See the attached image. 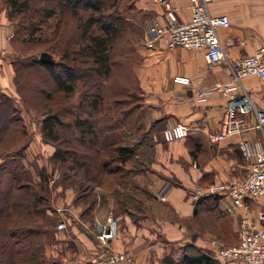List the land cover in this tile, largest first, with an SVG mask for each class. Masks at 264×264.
<instances>
[{"label":"trees","instance_id":"obj_1","mask_svg":"<svg viewBox=\"0 0 264 264\" xmlns=\"http://www.w3.org/2000/svg\"><path fill=\"white\" fill-rule=\"evenodd\" d=\"M0 6L12 24L8 40L15 93L24 104L19 78L26 69L44 72L51 83L50 90L41 86L33 73L31 93L34 106L43 110L40 132L53 146L50 159L65 162L58 166L61 175L56 183L72 189V205L82 201L78 216L92 223L95 206L89 196L94 185L99 202L111 199L113 218L126 214L136 221L151 216L147 204L151 192L146 183L134 180L135 174L149 169L152 159L150 130L143 128L141 91L133 71L139 54L129 44L113 47L121 37L122 24L136 15L131 0H0ZM49 18H54L52 34L42 37ZM16 42L38 46L37 53L45 51L52 59L22 53ZM76 82L82 91L71 104L68 97ZM51 90L57 91L64 106L52 108L40 102L41 95L51 98ZM0 104V174L12 178L7 186H0V264H45L42 244L55 239L42 222L53 229L59 217L49 202L42 167L34 180L21 162L26 134L19 117L12 116L10 96L0 92ZM59 126L69 131L66 140L59 136ZM216 197L208 193L195 198L188 226L191 232L206 230L225 243L233 242L223 240L230 236L225 229L229 219L216 208ZM7 248L10 258L2 256ZM218 260L202 246L181 244L179 254L171 245L164 248L157 264H220ZM49 264L73 263L52 256Z\"/></svg>","mask_w":264,"mask_h":264},{"label":"crops","instance_id":"obj_2","mask_svg":"<svg viewBox=\"0 0 264 264\" xmlns=\"http://www.w3.org/2000/svg\"><path fill=\"white\" fill-rule=\"evenodd\" d=\"M167 2L179 20L188 17L187 0ZM131 3L142 25L141 40L135 46L139 61L133 71L141 91V121L143 128L150 130L152 142L149 169L135 174L134 180L139 184L146 183L151 192L147 200L151 216L136 221H132L126 214L115 216L117 233L111 238L110 244L116 249L130 250L134 254L135 264H156L164 248L181 245L187 234L190 237L193 233L195 237L188 226L193 202L198 196L208 193H199L195 197L191 193L196 187L205 190L212 184L223 183L232 176L242 174L245 163L236 142L241 138L260 140V134L253 126V115L245 113L242 114L246 124L243 130L218 140L209 139L210 134L218 131L227 96L237 93L239 88H233L228 93L211 91L200 99H195L194 93L201 84L230 80L231 74L226 62L206 63L202 49L180 46L165 48L160 40H154L151 46H146L145 24L149 20L161 22L165 17V8L158 0H131ZM207 8L211 14L223 13L228 18L226 27L216 28L226 59L250 54L256 46L264 43V0H209ZM11 32L12 24L0 6V92L8 96L16 95L11 69L13 51L8 40ZM180 78H189V81L185 83ZM239 81L255 106H263L264 79L261 81L255 75H245ZM175 121L186 124V135L163 141L160 129ZM27 151L28 147H25ZM163 183H168L169 188L165 198L158 200L153 192ZM56 195L54 208L69 206L78 214L79 208L70 203L72 190L65 189ZM263 205L264 195L257 199L244 198L240 206L228 211L225 209L228 206L226 197L217 196L215 200L216 208L229 219L233 240L237 237L239 216L246 213L251 222L256 224L255 212ZM70 220L65 221L62 229L55 230V242L46 248L52 254L62 251V244L68 239L70 253L73 250L81 251L76 253L80 259L74 258L72 263L83 264L84 255L94 246L95 240L90 231ZM193 243L199 247L205 246L200 237H196ZM218 262L241 264L239 261L222 259Z\"/></svg>","mask_w":264,"mask_h":264},{"label":"built area","instance_id":"obj_3","mask_svg":"<svg viewBox=\"0 0 264 264\" xmlns=\"http://www.w3.org/2000/svg\"><path fill=\"white\" fill-rule=\"evenodd\" d=\"M165 8V17L161 22L149 20L144 27V43L151 46L154 40H160L165 48L180 46L190 49H202L206 63L225 61L231 74L226 82L214 81L210 85H199L194 98L200 99L205 93L218 91L228 93L239 88L237 93H230L223 105L218 131L209 135L211 141L239 132L246 127L242 114L250 113L254 117L253 126L259 130L260 140L241 138L236 146L245 163L242 174L232 176L227 181L212 184L205 190L196 187L191 193H213L228 199L225 209L240 206L244 198L257 199L264 195V105L256 107L248 93L243 90L239 79L245 75H255L264 79V43L259 44L252 53L226 59L220 47L217 27H226L228 18L225 14H211L208 11L209 0H187L189 14L185 20H179L169 8L167 0H158ZM11 33L9 34V36ZM198 79V78H197ZM187 83L189 78H180ZM187 133V126L175 121L160 129L163 141L182 138ZM168 183L161 184L153 195L158 200L165 198ZM59 215L55 230L65 226V218L86 228L92 234L95 244L84 255L83 264H135L134 254L128 249H116L110 244L117 233L115 218L108 212L103 219L93 217L89 225L83 221L69 206L54 208ZM256 224L246 213L238 219L237 237L233 242L225 243L216 237H206L205 250L214 258L224 261H239L241 264H264V205L255 212Z\"/></svg>","mask_w":264,"mask_h":264},{"label":"rangeland","instance_id":"obj_4","mask_svg":"<svg viewBox=\"0 0 264 264\" xmlns=\"http://www.w3.org/2000/svg\"><path fill=\"white\" fill-rule=\"evenodd\" d=\"M119 12H123V10L121 11V9H118ZM129 17V23H127L126 25L123 23L122 24V34L121 37L119 39H117L114 43H113V47L114 48H119L121 46H124L126 44L131 45L133 48H135L136 44H138L141 40V32H142V25L141 22L138 20L137 15H134ZM48 25V26H47ZM53 25H54V18H49L46 26H43L41 32H40V36H50L52 34V30H53ZM124 34L126 35V38L124 36ZM128 36V37H127ZM16 49L22 53L25 52H31L33 55H37V51H38V46H34L31 43H18L16 42L15 44ZM27 71L23 72V74L20 76L19 78V85H20V89L22 90V92L25 94V102L24 104L21 102L20 98L16 95L14 96H10L11 98V106L12 109V116H18L19 117V123L21 125V128H24L25 130V134H26V142H25V147H28V151L25 152V148L23 151V156L21 158V162L23 164V166L28 170L30 177L34 180L38 179L39 173L38 171H41V167H42V174H44V176L46 177V186L48 188V199L49 202L52 204L55 203V200L57 198L56 194H60L62 193L65 189H70L72 190L70 187H62L60 184L56 183V179L59 175H61V169L58 167L59 164H62L58 161L51 160L50 159V154L53 150V146L49 143L46 142L42 136H41V132H40V118L42 117V112L43 110L40 109V107L38 106H34L35 102L34 100L36 99L34 97V95L31 93V89H32V82H33V73L38 76V80L37 83L39 82L41 86L45 87L47 86L49 88V90L52 88L51 87V83L49 81H46L45 78L46 75L44 72H40V70H35V71H31L29 69H26ZM113 71V69H112ZM41 79V80H39ZM45 79V80H44ZM36 80V79H34ZM82 91V87L80 85L79 82H76L74 84L73 90L71 92V95L68 97V101L71 104H75L79 94ZM52 94H51V98L50 99H44L43 97L40 96V102L44 103L47 102V104H49L50 107L54 108L58 105H65V102L63 99H61L59 97V94L57 93V91L55 90H51ZM67 100V99H66ZM3 104H0V108L2 107ZM54 106V107H53ZM5 107V105H4ZM44 107V106H43ZM57 131L59 136H61L62 138H64L66 140L67 137L71 136L69 134V131L64 127V126H59L57 127ZM65 144V143H62ZM65 164V162L63 163ZM62 164V165H63ZM64 167V166H63ZM65 170V167L63 168ZM38 174V176H37ZM12 182V178H10L7 173H1L0 174V186L5 185L7 186L8 183ZM57 189V191H56ZM93 194L90 197L94 198V206H95V211L93 214V217H96L98 219H103L105 217V215L110 212V214L112 213L111 211V199L108 198L105 202H99V198H98V187L96 185L93 186ZM55 192V193H54ZM71 198H73V191H72V196ZM82 205V201L79 200V203H77L75 206H77L79 209L81 208ZM96 213H98V215H96ZM96 215V216H95ZM59 217V215H58ZM226 224V223H225ZM42 226L46 229H50L49 232V236L52 235V238L54 239V232H55V228L53 226L50 227V225H48L47 223H45V221L42 222ZM229 226V225H228ZM225 227V225H224ZM225 229L227 230L226 234L230 235L228 236V238L224 239L226 242H230L232 241L233 235L230 233L231 231L229 230V228H227V226L225 227ZM230 231V232H229ZM216 237V235L214 233H211L209 231L203 230V231H198L197 233H195V237H193L192 239L189 237V235L187 234L185 236V240L182 244H189L195 247H198L196 245H193V241L196 237H200L203 241L205 240L206 237ZM67 240L66 243L62 244V251L55 253H51L50 251H48V249L46 248L49 244H52L53 242L50 241H45L42 244V254L44 256L45 259V264H49V259L54 256L56 258H58L61 262H74L72 261L74 258L77 259L78 256L76 257V253H81L80 252H75V250H73L72 252L75 253H70L71 249V245L70 244V240ZM205 244V243H204ZM67 248V250H65ZM64 249V250H63ZM173 252L175 254H179L180 253V245L179 246H173ZM2 256H4L5 258H10L11 257V253L10 250L8 252V248L4 251V253L2 254ZM160 257V256H159ZM158 257V258H159ZM157 258V259H158ZM80 259V255L79 258ZM75 264V263H73ZM81 264V263H80ZM157 264V262H156Z\"/></svg>","mask_w":264,"mask_h":264},{"label":"water","instance_id":"obj_5","mask_svg":"<svg viewBox=\"0 0 264 264\" xmlns=\"http://www.w3.org/2000/svg\"><path fill=\"white\" fill-rule=\"evenodd\" d=\"M37 59H52V56L45 51H39L37 53ZM190 238H193V233L190 234Z\"/></svg>","mask_w":264,"mask_h":264}]
</instances>
